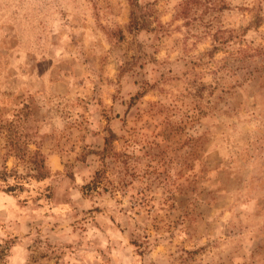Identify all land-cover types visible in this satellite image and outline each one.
<instances>
[{"label": "rangeland", "instance_id": "obj_1", "mask_svg": "<svg viewBox=\"0 0 264 264\" xmlns=\"http://www.w3.org/2000/svg\"><path fill=\"white\" fill-rule=\"evenodd\" d=\"M137 2L0 0V264H264V0Z\"/></svg>", "mask_w": 264, "mask_h": 264}, {"label": "trees", "instance_id": "obj_2", "mask_svg": "<svg viewBox=\"0 0 264 264\" xmlns=\"http://www.w3.org/2000/svg\"><path fill=\"white\" fill-rule=\"evenodd\" d=\"M130 5L132 6V12L130 17V25L129 28L131 31H142L145 30L148 27L147 24V18L143 16H137L135 13V9L139 7V4L137 0H129ZM116 136L114 133L110 132V136L105 138V148L103 152H100L102 155H104L112 146L113 141L115 140ZM101 182L100 175H98L94 178V181L92 184L94 186H97Z\"/></svg>", "mask_w": 264, "mask_h": 264}]
</instances>
